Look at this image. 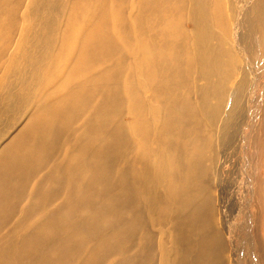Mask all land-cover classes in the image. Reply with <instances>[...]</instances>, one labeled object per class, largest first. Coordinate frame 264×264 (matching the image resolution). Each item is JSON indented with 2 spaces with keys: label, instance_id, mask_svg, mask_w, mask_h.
<instances>
[{
  "label": "bare ground",
  "instance_id": "obj_1",
  "mask_svg": "<svg viewBox=\"0 0 264 264\" xmlns=\"http://www.w3.org/2000/svg\"><path fill=\"white\" fill-rule=\"evenodd\" d=\"M11 222L0 264H264V0H0Z\"/></svg>",
  "mask_w": 264,
  "mask_h": 264
},
{
  "label": "rangeland",
  "instance_id": "obj_2",
  "mask_svg": "<svg viewBox=\"0 0 264 264\" xmlns=\"http://www.w3.org/2000/svg\"><path fill=\"white\" fill-rule=\"evenodd\" d=\"M107 64H108V62H105L104 63V65L102 64L100 67H105V66H107ZM100 67L99 68H95V70L94 71H96V70H100ZM64 68H66V66L64 67ZM88 75V74H87ZM87 75H85V80H86V77H87ZM126 119L127 120H130V117L129 116H126ZM82 123H83V121H79V123L77 124V126L79 127V128H81V126H82ZM64 149H66V151L65 150H63L62 151V153H61V155H63V156H66V155H64V154H67V155H69L70 153H71V151L73 150V148H71V147H69V146H65V148ZM70 149V150H69ZM118 166V165H117ZM91 179L92 178H90L89 179V181H91ZM35 181L36 180H33V182H32V185L35 183ZM32 185H31V187H32ZM61 197H55L53 200H51V201H49V203L45 206V208H55L59 203H60V200H62V198L60 199ZM60 199V200H59ZM59 200V201H58ZM27 202V203H26ZM27 205L28 204V199L26 198L22 203H21V205H19L18 206V208L21 210V208L23 207V205ZM21 212H22V210H21ZM19 213V214H18ZM18 213H16L15 214V216L13 217V221H16L19 217H20V212H18ZM40 214V212L38 211V214L37 215H39ZM44 215V214H43ZM38 217V216H37ZM40 217H42V214H40L39 215V218ZM32 218V217H31ZM30 219V218H29ZM26 220L25 222H24V224H23V229H24V231H22V232H26V231H28V229L31 227V226H33V225H36L37 223V220H35L34 218L33 219H30V220ZM11 221V220H10ZM31 221V222H30ZM12 223L13 222H11V224L9 225V226H7L5 229L3 228L2 229V231L0 232L1 234H5V232H7V230H8V228L12 225ZM32 223V224H31ZM100 234H102V235H104L105 234V231L103 230L102 231V233H100ZM93 235H89L88 237H86V238H84L82 241H81V243H80V250H79V252L77 253V254H75V260L74 259H71V260H73V262H72V264H81L85 259H86V257L88 256V254L90 253V251L94 248V246L96 245V241H97V239L96 238H94V237H96V236H93ZM95 240H94V239ZM81 246H83V247H81ZM84 246H85V248H84ZM82 249V250H81ZM84 249L86 250V251H84ZM85 252V253H84ZM128 252L129 253H131L132 254V252H133V249H132V246H129L128 247ZM119 254V252L118 251H112V253H109V254H107V255H103L102 257H101V260H100V262H102L101 264H117L118 263V258L120 257V254ZM78 258H77V257ZM76 258L78 259V261H76ZM82 258V259H81ZM71 262V261H70Z\"/></svg>",
  "mask_w": 264,
  "mask_h": 264
}]
</instances>
